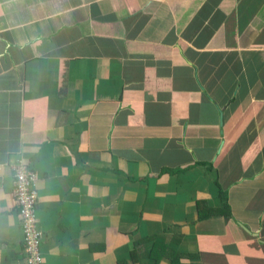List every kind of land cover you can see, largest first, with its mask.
Returning a JSON list of instances; mask_svg holds the SVG:
<instances>
[{
	"label": "crops",
	"instance_id": "crops-1",
	"mask_svg": "<svg viewBox=\"0 0 264 264\" xmlns=\"http://www.w3.org/2000/svg\"><path fill=\"white\" fill-rule=\"evenodd\" d=\"M23 165L42 264H264V0H0V264Z\"/></svg>",
	"mask_w": 264,
	"mask_h": 264
},
{
	"label": "built area",
	"instance_id": "built-area-1",
	"mask_svg": "<svg viewBox=\"0 0 264 264\" xmlns=\"http://www.w3.org/2000/svg\"><path fill=\"white\" fill-rule=\"evenodd\" d=\"M36 175L26 166L16 169L14 196L20 207L24 249L28 264H42V235L38 228Z\"/></svg>",
	"mask_w": 264,
	"mask_h": 264
},
{
	"label": "trees",
	"instance_id": "trees-1",
	"mask_svg": "<svg viewBox=\"0 0 264 264\" xmlns=\"http://www.w3.org/2000/svg\"><path fill=\"white\" fill-rule=\"evenodd\" d=\"M220 194H221V196L223 197L222 199L225 200V197L223 196V194H222V193H220ZM226 215H227V213H226Z\"/></svg>",
	"mask_w": 264,
	"mask_h": 264
}]
</instances>
